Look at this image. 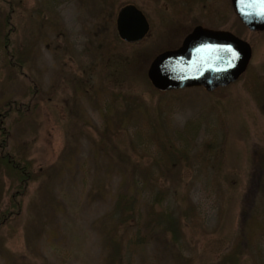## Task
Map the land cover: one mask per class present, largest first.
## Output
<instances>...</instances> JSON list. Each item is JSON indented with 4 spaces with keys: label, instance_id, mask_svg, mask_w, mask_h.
<instances>
[{
    "label": "rangeland",
    "instance_id": "rangeland-1",
    "mask_svg": "<svg viewBox=\"0 0 264 264\" xmlns=\"http://www.w3.org/2000/svg\"><path fill=\"white\" fill-rule=\"evenodd\" d=\"M127 4L149 24L133 45L115 29ZM9 5L22 74L5 62ZM197 26L246 41L245 73L213 92L156 91L150 63ZM9 100L23 113L38 103L12 124L8 147L39 177L19 216L0 227V264H107V217L128 164L142 192L135 223L117 235L124 246L148 236L127 249L130 264H232L237 253L235 264H264V32L242 27L230 0H0V107ZM170 155L182 161L162 167ZM161 169L165 186L153 184ZM140 170L152 172L149 185ZM7 187L0 174V210ZM156 196L167 213L182 214L174 240L150 229Z\"/></svg>",
    "mask_w": 264,
    "mask_h": 264
},
{
    "label": "trees",
    "instance_id": "trees-1",
    "mask_svg": "<svg viewBox=\"0 0 264 264\" xmlns=\"http://www.w3.org/2000/svg\"><path fill=\"white\" fill-rule=\"evenodd\" d=\"M1 29L4 31L3 44L5 48V62L6 67L9 70L22 74V66L24 62V52L18 46H15L11 39L15 29L11 26L13 18V8L9 5V12L7 10ZM241 24V23H240ZM242 25V24H241ZM242 27H244L242 25ZM245 28V27H244ZM221 90V88L216 89ZM166 93V92H165ZM32 106V108H31ZM28 106L24 113L20 109V103L14 101H6L0 107V174L8 180V187L6 189L7 203L3 210H0V227H3L10 220L19 216L22 208L23 200L28 193L29 187L35 183L39 177L36 170L33 168V161L29 160L25 155L16 153L14 150L8 147L9 135L12 128V124L15 122L25 121L28 117L30 118L33 112L37 111L38 103L35 102L33 105ZM110 131L105 129L102 138L107 136ZM111 133V132H110ZM102 138L100 143L102 144ZM106 137H104L105 139ZM183 156L170 155L165 160L162 167L167 166V163L176 164V160L179 158L182 161ZM122 166H126L131 160H120ZM186 163L185 161H183ZM263 164V163H262ZM132 167L129 171H122V179L118 185L116 191L112 195V211L110 216L107 217V223L109 224V235L107 240L108 257L107 264H130V249L135 246H141L145 240H148V236L136 235L132 241H129L125 246L122 244V238L118 236V233H124L135 223L137 219V203L138 198L141 195V188L137 181H135V166L128 164ZM176 167V166H175ZM262 168L264 166L262 165ZM125 171V170H124ZM138 171V170H137ZM140 175L144 176V182L149 185L148 182L153 180L152 172L140 170ZM165 176V172L161 169V174L156 178L157 181H153L154 185L161 182ZM159 186H165L161 183ZM264 187V182L263 186ZM162 197L156 196L153 200L151 207L152 213L149 217V223L154 225L153 228H161L164 233L170 235L173 240L176 234L180 232V216H174L167 213L165 209L161 207ZM158 210V211H157ZM189 209H187L188 211ZM185 218V214H183ZM149 228V227H148ZM139 234V233H138ZM126 252L122 255L123 250ZM238 254L233 257H229L228 261L232 264L237 262ZM225 261V260H224ZM222 264H227L223 262Z\"/></svg>",
    "mask_w": 264,
    "mask_h": 264
},
{
    "label": "water",
    "instance_id": "water-1",
    "mask_svg": "<svg viewBox=\"0 0 264 264\" xmlns=\"http://www.w3.org/2000/svg\"><path fill=\"white\" fill-rule=\"evenodd\" d=\"M250 0H230L233 13L251 33L264 32V16ZM115 29L120 41L133 45L149 31L143 13L132 4L116 14ZM231 49V51H229ZM252 57L250 45L230 32L195 27L180 47L158 54L150 63L147 79L158 92L201 88L213 92L235 83L246 71Z\"/></svg>",
    "mask_w": 264,
    "mask_h": 264
},
{
    "label": "snow or ice",
    "instance_id": "snow-or-ice-1",
    "mask_svg": "<svg viewBox=\"0 0 264 264\" xmlns=\"http://www.w3.org/2000/svg\"><path fill=\"white\" fill-rule=\"evenodd\" d=\"M249 6L258 7V14L264 16V0H250ZM231 51V49H229Z\"/></svg>",
    "mask_w": 264,
    "mask_h": 264
},
{
    "label": "flooded vegetation",
    "instance_id": "flooded-vegetation-1",
    "mask_svg": "<svg viewBox=\"0 0 264 264\" xmlns=\"http://www.w3.org/2000/svg\"><path fill=\"white\" fill-rule=\"evenodd\" d=\"M198 27V26H197ZM211 30V29H210ZM217 31V30H216ZM181 91V90H180Z\"/></svg>",
    "mask_w": 264,
    "mask_h": 264
}]
</instances>
